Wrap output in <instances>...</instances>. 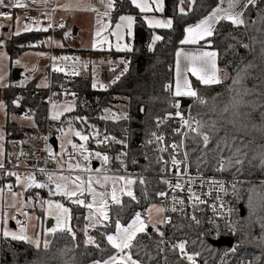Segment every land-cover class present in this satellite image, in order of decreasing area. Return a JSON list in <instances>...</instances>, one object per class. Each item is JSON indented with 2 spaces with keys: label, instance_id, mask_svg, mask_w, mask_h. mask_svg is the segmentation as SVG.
Listing matches in <instances>:
<instances>
[{
  "label": "trees",
  "instance_id": "trees-1",
  "mask_svg": "<svg viewBox=\"0 0 264 264\" xmlns=\"http://www.w3.org/2000/svg\"><path fill=\"white\" fill-rule=\"evenodd\" d=\"M217 1L196 0L195 10L182 16L177 12L178 0H165V11L161 15L173 18V27L153 30L145 25L130 0H115V8L111 13L112 23L116 22L119 16L126 14L133 15L137 20L133 26V50L116 53L128 56V71L110 89L98 94L92 92L89 81L75 79L72 86L77 92L76 109L65 113L61 118L65 120L87 117L89 121L106 108L117 107L126 110L128 120L109 124V129L118 139H126L129 155L136 156L139 160V170L146 174L158 172L159 166L153 160L147 146V138L154 127L155 119L165 118L171 108L173 100L165 92V87L172 84L175 51L183 46L180 41L184 28L208 14ZM259 9L260 13L257 9L252 12L249 8L245 14L246 18L255 20V23L237 28L228 22H221L217 26V33L210 38L213 41L210 49L218 52L217 65L221 70V83L200 86L193 82V87L198 88V95L204 98L203 104L193 108V113L201 122L200 133L207 134L210 142L205 150L202 138L186 139L192 171L210 174L218 167V160H231L232 162L223 169L225 174L243 180L238 183L233 196L241 234V246L234 257L244 259L248 264H260L257 258L264 260V228L261 226L264 207L260 206L259 199L264 196V19H261V16H264V0L259 3ZM45 34V31H33L12 36L7 40L5 50L11 60L15 59L23 51L35 49L32 45ZM153 35H159L162 39L153 43ZM201 45H204V42ZM37 79L29 84L28 94L18 107L13 104L16 90L10 86L12 79L10 78L8 87L0 88V100L6 105L7 113L21 118L25 109L36 108L37 111L35 119L32 122L27 121V126H21L16 121L6 123V143L22 140L29 133L44 131L45 104L41 102L40 95L32 96L31 91ZM52 125H56L53 120ZM165 127L169 132L172 130L170 120L166 122ZM90 149L115 157L121 146L113 144L111 147ZM236 159L241 163L235 164ZM111 163L114 169L120 168L115 159ZM144 181L143 184L137 182L133 185L136 200L122 196V205L110 206L111 220L107 227L86 229V208L66 204L72 210L69 226L74 230L75 239L71 234L57 232L49 237L48 247L45 248L0 235V264L102 262L115 252L105 238V234L114 232L115 220L119 218L123 224H127L136 213L145 215L147 209L155 204L162 186L156 177L147 176ZM0 186L3 188V184ZM37 190H28L25 198ZM250 200L255 207L250 205ZM239 208L245 212L243 217L240 216ZM148 233L151 234V239L149 236H142L141 243L151 248L154 242L159 240V236L153 230ZM89 237L95 241L94 244L88 242ZM210 237L211 234L205 228L193 226L184 218H179L165 235L172 243L187 241L186 250L189 253H199L198 259L201 262L213 263L221 249L208 243ZM168 259L170 264H182L174 258V253H168Z\"/></svg>",
  "mask_w": 264,
  "mask_h": 264
},
{
  "label": "snow or ice",
  "instance_id": "snow-or-ice-1",
  "mask_svg": "<svg viewBox=\"0 0 264 264\" xmlns=\"http://www.w3.org/2000/svg\"><path fill=\"white\" fill-rule=\"evenodd\" d=\"M50 0H0V7H7L10 9H27L30 7L31 3H43L47 5ZM227 3V7H223L224 3ZM261 0H220V3L212 9L208 15L199 19L195 24L188 25L184 28V38L180 41L182 45H200L201 49L205 46L211 47L213 41L210 39L218 31V25L221 22H228L233 27H247L250 23H255V20L250 21L246 18V12L248 9L255 8L257 12L260 13L259 3ZM130 3L133 7L139 10L141 18L151 29L164 28L170 29L173 27V18H158L156 13H163L165 11V0H130ZM196 0H178L177 12L179 15H188L189 13L195 10ZM99 4L103 7L104 11L101 12L99 8L89 5V10L97 13V25L98 29L96 31V36L100 37L99 43L101 45L108 43L107 38L102 36V33H109L110 35L116 36L118 41H123L125 37L131 38L133 36V26L136 24L137 20L131 14L119 16V21L115 24V30L112 31L110 25L105 22L104 18H110L112 11L115 8V0H99ZM60 7L69 9V5H61ZM47 20H51V13L43 12L41 13ZM0 17H3L8 20H15V31L11 35L18 36L21 32H39V31H48L53 27L52 23H48L47 26H42L39 17H31L29 15L25 16H15L13 17L11 13H0ZM261 19H264V16H261ZM4 25L0 24V28H3ZM59 27H64L63 24ZM69 34L65 33L67 37ZM162 37L159 35H153L152 41L161 40ZM201 41L204 42V45H201ZM49 43L52 41L49 40ZM3 41H0V46H2ZM63 47V45H57ZM93 49L97 47V43L94 41L92 45ZM109 47L111 45L109 44ZM117 51H132V47L128 43H117ZM248 47V45H244ZM151 48V45H150ZM176 84L175 89L172 93L174 98L181 97H194L199 98L197 91L193 90L191 83L189 81V73L192 77L195 78L201 85H215L221 82V70L217 66L218 52L216 50H196V51H184L183 49H178L176 51ZM3 57V54L0 53V58ZM53 60L52 70L56 73H64L65 76H79L81 71H88L90 67V62H81L79 57H51ZM58 61L66 62L62 67L58 64ZM71 61L70 64L67 62ZM20 61H16V65H20ZM113 63V62H109ZM120 64H124L120 75L116 76L111 83L115 84L120 77L128 71L127 62L124 60L119 61ZM35 71V68L32 69ZM91 74L93 76L92 87L94 89L100 88L105 89L106 85L103 83H98L96 80V68L93 66L91 68ZM28 77L25 76V79ZM4 77L0 75V87H8L9 85L3 84ZM22 86V85H20ZM47 87L48 85L42 84L38 87ZM65 96H71V101L67 103H61L51 100L50 103L52 107V113L50 119L53 121H61V125L65 123L68 124V132L70 136L65 133V128L61 126L58 131L61 133V136L65 137V143H62V151L59 153V159L56 155L53 154L49 148V157L55 160L58 165L55 171H49L45 167L36 169L33 173H28L26 178L22 181V178L19 173L5 169L4 156L6 155L5 149L2 143H0V170H3V174L8 177H15L17 185H23L24 190L28 191L31 189H47L49 197L59 196L63 200L68 201L71 205L78 207H83L88 210V215L84 217L87 227H97V226H108V222L111 220L110 216V205H122V196L130 197L132 200H136V196L132 190V186L137 183V180H134L130 177L119 175L117 173H111L110 166L113 159L119 161L120 167L126 169L125 157L127 156L126 152H120L116 157H110L107 153H102L98 150H92L88 147L90 141L94 142L97 147H111L113 144H122L127 147L126 139L121 140L117 137L109 134L106 130L101 131L96 128L95 125L87 124V117H75L68 118L66 121L61 120V117L65 113H71L76 109V94L65 89ZM56 95V94H53ZM20 99L17 98L13 100V104L17 107L20 104ZM173 107L178 109L175 112V117H178L181 121L183 127L187 128V131L183 133L185 139L191 137L196 139L197 137L202 138L203 145L206 150L207 145L209 144V137L207 134L200 133L201 122L199 120L195 121V127H193L192 120L186 119L183 114L179 111L181 103L179 99H175ZM6 108L4 102L0 101V110ZM172 114H169L165 119L171 118ZM24 118H29L26 115ZM121 118L127 119V116L121 117L118 113H113L111 109H104L103 114L99 117L102 120L111 119L113 122L120 120ZM79 121L82 125H85L87 128L92 129V133L89 134L84 130H77L72 127V125ZM164 123L163 120L157 121V126ZM72 137L78 138L79 143L73 142ZM153 139L148 141L149 144L155 143L158 145L157 150L160 153L166 152L171 148V165L176 171L177 183L172 185L168 180L163 181L168 184L169 187L175 190H184L183 185L180 182L183 179V174L181 173V168H185L186 174V161L187 153H185V160L181 161L177 158V153H179L183 144H163L165 137L158 134L152 133ZM60 137H58L59 139ZM4 140V135L0 132V141ZM66 145L71 146L69 151ZM19 157L17 156V160ZM93 160L100 162V167L95 169L92 168ZM135 163V161H133ZM158 162H163L165 164L168 161H163L161 157ZM231 160L220 159L217 161L219 170H223ZM239 159L235 160V164H240ZM37 173L46 177L45 180L41 181L37 178ZM139 183L143 184L145 181L143 178H139ZM212 183L219 185V181H212ZM110 186V187H109ZM11 191L12 185L7 186ZM221 190L227 191L226 188L221 186ZM188 191L192 193L195 197L194 200L190 201L193 204L204 203L200 197L196 196L191 187L188 188ZM20 194L13 192L14 198H18ZM159 196H167L165 192H159ZM260 206L264 207V196L260 198ZM35 203H39L41 208H44L46 213L55 219V227L47 229L46 232L50 234H55L56 232H64L71 234L73 239H75L74 230L69 226V221L72 219L71 209L66 207L64 203L59 200L53 199H41L39 193L36 194ZM34 198L28 197L25 201L26 206H35ZM183 200L173 197V207L172 211H178L177 205H182ZM250 205L255 207L256 205L252 204L250 200ZM223 208L224 205L221 204ZM164 211V209H161ZM228 213L231 214L233 211L231 208L227 209ZM22 214L27 215L26 212L21 209ZM223 215V213H221ZM9 219H16L15 216L11 214L5 215L3 210L0 209V235L3 238H10L11 240L19 241H28L32 243L33 241L26 235L25 229L21 227L20 232L9 230L6 225ZM197 224L200 223L195 216L192 217ZM171 219L166 218L165 221L161 223H170ZM19 223V222H18ZM261 226L264 228V218L261 220ZM153 230L159 236V240L154 242L153 247H149L147 244L141 243L142 236H149L151 239V234L148 233V225L141 218V213H136L134 218L131 219L126 225L121 222L119 218L115 220V231L114 233L105 234L107 244L115 250L114 254L110 255L107 259H104L102 262L97 261L96 264H170L168 259V253H178L181 259H186L189 264H197L196 257L199 256V253H189L187 249V241H178L172 243L171 240L165 238L164 233L155 225H152ZM88 242L94 244L95 241L89 237ZM37 247H39L40 241H35ZM44 247H48V241L44 240ZM236 249L233 248L232 252H235ZM138 257V258H137ZM260 261V264H264V260L257 258ZM241 264H244L242 261Z\"/></svg>",
  "mask_w": 264,
  "mask_h": 264
},
{
  "label": "built area",
  "instance_id": "built-area-1",
  "mask_svg": "<svg viewBox=\"0 0 264 264\" xmlns=\"http://www.w3.org/2000/svg\"><path fill=\"white\" fill-rule=\"evenodd\" d=\"M251 8V7H250ZM256 9L251 8V11L254 12ZM49 12L51 13V20H47L41 13ZM27 15L31 17H39L41 23L47 26L48 23H52L53 27L46 31V34L36 41L32 47H34L37 51L41 53V56L36 63L35 71H28L24 74L19 73V78L16 81L11 82L10 86H12L16 90L15 100L17 98L20 99V104L25 99L26 95L29 91V84L35 81V85L32 91V96L40 95L41 102L45 104L46 108V123L43 132L29 133L27 137L22 140H12L8 143L4 142L3 146L5 149L6 155L4 156L5 169L12 170L20 174L22 181L26 178L28 173H33L36 169L41 167L47 168L49 171H55L58 167L55 160L49 157V148L51 151L53 150L56 153H60L62 151L61 145L65 143V138L61 136V133L58 129L63 126L64 128H69L68 124L65 123L61 125V121H55V126L52 125V120L50 119L49 108L51 107V100L61 103H67L71 101L72 97L65 96L63 93L65 89L73 92L77 96V92L73 89L72 82L75 79L81 78L89 81L91 90L95 94L105 92L111 88L113 85L111 81L118 75H120L122 69L124 68V64H120L119 61L124 60L127 62V67L129 66V58L120 56L114 53L109 52H84L78 51L72 48H69L68 42L72 38V34L70 31H67V22L63 19L57 18V8H51L45 11H37L27 10ZM63 24L64 27H59V25ZM65 33L69 35L66 37ZM49 40L52 43H49ZM63 45V47L57 46ZM79 57L81 62H90V67L88 71H81L79 76H65L64 73H56L52 70L53 60L51 57ZM113 62V63H109ZM66 62L58 61L60 66H64ZM68 64L71 61L67 62ZM95 66L96 68V80L98 83H103L106 85L105 89L92 87L93 76L91 74V68ZM125 74V73H124ZM123 74V75H124ZM122 75V76H123ZM25 76L28 78L25 79ZM121 76V77H122ZM120 77V78H121ZM47 84V87H38V85ZM22 85V86H20ZM198 93V88H194ZM173 85L168 84L165 87V92L172 98V104L170 110L167 112L166 117L171 115V118H157L155 119V124L153 129L150 131L147 138V146L149 147L151 154L153 156L154 162L159 166V171L155 173L146 174L139 170L137 167L139 165V160L136 156H130L127 150V147L120 144L121 150L115 155V157L120 152H126L127 156L125 157V168H116L112 167V163L110 166L111 173H117L119 175H124L130 177L139 182V178H144L147 176L156 177L162 188L160 192L167 193V196H156L155 204L164 209L163 211V221L166 218H170V223H162L160 225V230L166 235V232L173 228V226L177 223L179 218L186 219L191 225L196 227L205 228L210 234L211 237L209 239L217 240L220 238L230 239L232 244L230 247H222L219 248L221 251L219 252L218 257L213 261V263L201 262L198 257H196L197 264H241L243 261L244 264H248L246 260L240 259L238 257H234L237 252V249L241 246V234L237 225L236 218V209L233 204V196L235 188L237 187L240 181H243L241 178L230 176L225 174L224 170H219V168H215L210 174H201L195 173L191 170L188 154L186 161V174L185 168H181V173L183 174V179L180 181L183 185L184 190H175L173 191L168 184L163 181L168 180L175 185L177 183L176 171L171 165V154L172 150L169 148L168 151L160 153L157 148L158 145L155 143L149 144L148 141L153 139L152 133H158L165 137V140L162 145H171L175 144H183L179 153H177V158L181 161L185 160V153H187L186 149V139L183 135L184 132L187 131L186 127H183L181 121L178 117H175V112L178 110L173 107V103L175 99H179L181 103V107L179 111L183 114L186 119H191L193 123V127H195V121L199 120V118L193 113V108L195 106L201 105L204 102V98L199 96V98L194 97H181L174 98L173 93ZM56 94V95H53ZM111 109L113 113H118L123 116H127V119L121 118L120 120L113 122L111 119L105 121L99 119V117L103 114L101 112L98 116L94 117L93 120H87L88 125H95L96 128L101 131L106 130L109 134L114 136V133L111 129H109V124H115L117 122H123L128 120V113L126 110L113 107L106 108ZM36 108H28L22 111L21 119L24 121L32 122L35 119ZM28 115L29 118H24ZM75 118V117H74ZM61 120H64L61 118ZM67 119H65L66 121ZM163 120L164 123L157 126V121ZM171 121L173 127L169 132L167 131L165 124L167 121ZM73 128L77 130L87 131L89 134L92 133V129L87 128L85 125H82L79 121L75 122L72 125ZM128 133L127 127L125 128V134ZM69 136L70 133H67ZM58 137H60L58 139ZM55 138L57 141L56 150L53 149L50 140ZM73 142L79 143V139L72 137ZM67 149L70 151L71 146L66 145ZM89 148L97 147V145L90 141L88 143ZM106 148V147H104ZM103 153V152H102ZM17 156L19 159L17 160ZM163 158V161H168L167 164L163 162H158L160 158ZM60 158V157H59ZM135 161V163L133 162ZM96 163V167H100V162L97 160H93V163ZM119 163V161H117ZM120 165V163H119ZM93 168V167H92ZM37 178L41 181L45 180L46 177L37 173ZM212 181H219L220 184H214ZM0 184H3V188L0 186V190H9L8 185H12L11 191L16 190L19 185L16 184L15 177H8L3 174V170H0ZM221 186L227 189V191L221 190ZM22 191L24 194V187L21 184ZM191 187L196 196L200 197L204 203H196L193 204L190 201L194 200L195 197L188 191V188ZM10 191V190H9ZM173 197L183 200L184 203L182 205H177L176 207L178 211H172L173 207ZM221 204L224 207H221ZM231 208L233 211L231 214L228 213L227 209ZM223 213V215H221ZM195 216L196 219L200 221L199 224L196 223L192 217ZM16 219L10 221L14 227H24L26 222L24 218V214H19L15 216ZM19 222V223H18ZM235 248L236 251L232 252V249ZM174 258L181 262L182 264H189L186 259H181L178 253H174Z\"/></svg>",
  "mask_w": 264,
  "mask_h": 264
},
{
  "label": "rangeland",
  "instance_id": "rangeland-1",
  "mask_svg": "<svg viewBox=\"0 0 264 264\" xmlns=\"http://www.w3.org/2000/svg\"><path fill=\"white\" fill-rule=\"evenodd\" d=\"M217 4H218V1H217ZM61 5H69L70 7L68 10H66L63 7H60ZM89 5L99 8L101 12L104 11L103 7L99 4V0H50V2L47 5L43 3H31L29 9H33L34 12H37L39 10L45 11V10L54 8L56 6L58 9L57 18L63 19L67 22V31H70V33L72 34V38L68 42L69 48H72L78 51H84V52H109V53L128 52V51H117L115 46L117 43H121V44L128 43L131 46L133 36L131 38L125 37L123 41H118L116 36L110 35L109 33L105 32V33H102V36H105L107 38L108 43H105L103 45L99 43L100 37H97L95 35L98 29L97 18H96L97 13L89 10ZM223 7L225 8L227 7L226 2L223 4ZM20 12L17 15L23 17L24 15L22 14V12L21 13ZM156 16L158 17V15ZM104 20L106 23L110 25L111 30L114 31L115 24L119 21V18L114 23H112L111 21V16L110 18L105 17ZM0 24L4 25V27L1 28L2 31L0 29V41H3L2 46H0V53L3 54V57L0 58V75L4 77L2 83L7 85L10 75L12 74V71L14 69L20 70L22 74L32 70L36 66V61L39 57V53L37 50L27 49L23 51L21 54H19L15 59L11 60L9 57V54L5 50V44L7 40H9L10 37L12 36L11 33L15 31V28L14 30H12V26L7 23V20L3 21ZM145 25L147 26L146 23ZM74 28L76 29L75 34L73 33ZM156 29H164V28H156ZM156 29H153V30H156ZM94 41L97 43V47L95 49H93L92 47ZM109 44L111 45V47H109ZM123 56L128 58L127 55H123ZM17 60L21 62L19 66L16 65ZM172 84H176V74L174 73H173V78H172ZM0 88H3V87H0ZM51 113H52V107L49 108V114L51 115ZM9 121H14V122L16 121L20 125L21 124L27 125V123L25 121H22L20 117H14L11 115V113L10 114L7 113L6 108L3 110H0V132H2L4 135V140L0 141V143L2 144L5 142L4 127L6 123ZM52 152L54 155L57 156V158H59V153H56L53 150ZM132 190H134L133 186H132ZM8 191L9 190L5 189L4 191H2L3 193L0 192V209L3 210L5 215L11 214L12 216L22 214L21 209H23V211L27 213V215H24L26 224L23 228L25 229L26 235L33 241L32 243H29L28 241H24V242L37 247L35 241L39 240L40 241L39 246L44 247V240L46 239L49 242V237H51L52 234L46 232L45 225L47 221L44 224V220L43 219L41 220V218L43 217V218H46L47 220H51L54 223L53 227H55L56 222L53 217H50L46 213L44 208L40 207L39 203H35L36 194L39 193V196L41 199L59 200L62 203H64L65 206L66 204H70V203L66 200H63L59 196L49 197L48 190L45 191V190L38 189L37 191H34L31 194L27 195V197L34 198L35 206L34 207L26 206L25 201H24L25 200L24 194L21 191L20 185L18 189L15 190V193L20 194L18 198H14L13 196L14 191H10V192ZM86 213L88 215L87 209H86ZM39 215H41L42 217ZM134 216L132 218H134ZM141 218L147 223L148 225L147 230L149 229L153 230V227H152L153 224H155L158 228H160V225L162 224L161 222L163 221V211H161V207L154 204L147 209L145 215H141ZM12 220L13 219L8 220L6 227L11 231H15L19 233L21 227L16 226L15 228H11L9 226V222ZM93 228L95 227H87V229L89 230H92Z\"/></svg>",
  "mask_w": 264,
  "mask_h": 264
},
{
  "label": "crops",
  "instance_id": "crops-1",
  "mask_svg": "<svg viewBox=\"0 0 264 264\" xmlns=\"http://www.w3.org/2000/svg\"><path fill=\"white\" fill-rule=\"evenodd\" d=\"M218 3H220V0H218ZM217 5V4H216ZM56 7V6H55ZM216 7V6H215ZM57 8V7H56ZM27 10H33V9H27ZM22 12V14L25 16L26 14H27V11L25 10V9H18V8H13V9H10V8H7V7H0V13H11V15L13 16V17H15L19 12ZM212 11V10H211ZM210 11V12H211ZM20 12V13H21ZM57 13H58V9H57ZM155 15H158V17H160V18H167V17H165V16H162L161 15V13H156ZM206 15H208V14H206ZM205 15V16H206ZM5 20H7V23L9 24V25H11L12 26V30H14V28H15V20L13 19V20H8V19H5V18H3V17H0V23H2L3 21H5ZM196 22H198V21H196ZM195 22V23H196ZM195 23H192V24H195ZM42 24V26H46L45 24H43V23H41ZM191 25V24H190ZM187 27V26H186ZM1 29V28H0ZM74 30H75V33H76V29L74 28ZM1 31H2V29H1ZM34 32H36V31H34ZM42 32H44V31H42ZM23 33H25V32H21V34H23ZM12 36H15V35H12ZM11 36V37H12ZM10 37V38H11ZM184 38V34H183V37H182V39ZM203 41H201V43H202ZM197 46V47H196ZM178 49H183L184 51H196V50H208V51H211V50H213V49H210V48H208L207 46H205L203 49H201V47H198V45H183V46H181V47H179ZM177 49V50H178ZM33 50H36V49H33ZM176 50V51H177ZM176 51H175V54H176ZM113 52V51H112ZM38 53H39V57L41 56V53L38 51ZM113 53H120V52H113ZM174 54V64H173V73L174 74H176V55ZM39 57H38V59H39ZM38 59H37V61H36V63L38 62ZM35 64V63H34ZM218 66V65H217ZM10 78H11V75H10ZM10 78H9V80H10ZM220 80H222L221 79V77H220ZM189 81H190V83H191V86H192V88H193V90H194V87H193V82H196L198 85H200V86H210V85H201L198 81H196L195 80V78L194 77H192L191 76V74L189 73ZM9 82V81H8ZM221 83V82H220ZM173 85V90L175 89V84H172ZM216 85V84H215ZM12 116H13V114H11ZM22 121H24V120H22ZM26 123H27V121H25ZM25 123V124H26ZM27 125H29V123H27ZM27 125H24V124H21V126H27ZM4 133H5V131H4ZM65 133H69L68 132V128H65ZM6 137V136H5ZM65 138V137H64ZM6 142V141H5ZM59 159V158H58ZM93 169H95V168H93ZM21 186V185H20ZM18 189V188H17ZM40 190H45V191H47L46 189H40ZM2 191H4V190H0V192H2ZM21 191H22V187H21ZM25 191V190H24ZM8 192H10V191H8ZM14 192H15V190H14ZM27 191H25L24 192V201H26L27 199L25 198V193H26ZM3 193V192H2ZM22 193H23V191H22ZM67 207V206H66ZM42 213V212H41ZM42 215V214H41ZM41 215H39V216H41ZM42 217V216H41ZM24 218H25V216H24ZM44 220V224H45V222L47 221V219L46 218H41V220ZM11 224L12 223H10L9 222V226L11 227ZM43 224V225H44ZM53 225H54V223H53ZM53 225L52 226H50V228H52L53 227ZM11 228H15V227H11ZM47 230V229H46Z\"/></svg>",
  "mask_w": 264,
  "mask_h": 264
},
{
  "label": "water",
  "instance_id": "water-1",
  "mask_svg": "<svg viewBox=\"0 0 264 264\" xmlns=\"http://www.w3.org/2000/svg\"><path fill=\"white\" fill-rule=\"evenodd\" d=\"M73 33L75 34V30H73ZM19 73H20V70H17V69H14L12 71V74H11V79L13 81H16L18 78H19ZM51 144H52V147L54 150H56L57 148V141L55 138H52L50 140ZM93 168L96 167V163L94 162L93 165H92ZM239 213H240V216L243 217L245 215V212L242 208H239ZM53 225V222L51 220H47L46 222V225H45V228L46 229H49L50 226ZM11 227H14L12 224H11ZM148 232H150V229L148 230ZM208 243L210 245H212L213 247L215 248H222V247H230L232 242L230 239H227V238H220V239H217V240H212V239H208Z\"/></svg>",
  "mask_w": 264,
  "mask_h": 264
}]
</instances>
